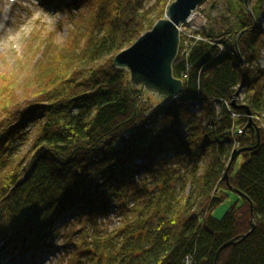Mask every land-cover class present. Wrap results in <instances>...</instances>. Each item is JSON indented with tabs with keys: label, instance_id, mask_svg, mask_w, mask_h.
Listing matches in <instances>:
<instances>
[{
	"label": "trees",
	"instance_id": "16d2710c",
	"mask_svg": "<svg viewBox=\"0 0 264 264\" xmlns=\"http://www.w3.org/2000/svg\"><path fill=\"white\" fill-rule=\"evenodd\" d=\"M41 1L70 13L75 28L85 20L86 39L60 50L39 94L0 106V239L13 237L27 252L73 211L69 226L77 232L65 233L61 247L72 254L68 264H214L230 241L236 243L218 264H264L263 136L258 148L241 154L237 172L228 169L234 145L258 143L248 120L232 119L245 113L232 107L240 85L237 107L260 119L256 128L264 125L256 6L253 22L244 2L231 0L239 5L231 11L236 22L210 21L189 52L182 40L173 76L183 92L166 104L144 101L146 93L113 59L174 0ZM229 187L241 205L217 219L213 211ZM112 213L121 220L109 231L102 225ZM251 222L255 230L244 238Z\"/></svg>",
	"mask_w": 264,
	"mask_h": 264
},
{
	"label": "rangeland",
	"instance_id": "374dc122",
	"mask_svg": "<svg viewBox=\"0 0 264 264\" xmlns=\"http://www.w3.org/2000/svg\"><path fill=\"white\" fill-rule=\"evenodd\" d=\"M153 2L154 0H148V4ZM231 2V0H205L197 10L200 18L198 24L192 26L187 23L181 27L180 34H182L184 52L194 42L201 40L200 33L204 28L210 26V21L211 23L213 22V25L218 23L219 27H222L226 22H236L233 12H237L236 9L239 5L236 7L233 3L231 5ZM43 4L40 0H17L13 3L9 0H0V106L7 105L14 100L20 101L19 104H22L25 99L32 98L37 93L39 94L51 78H49L50 74L48 77H42V74L60 60V52H62L60 50L66 48L65 52L73 49L70 44H74V42L78 44L83 38L84 40L86 39L84 33L86 28L85 20H83L84 23L80 22L77 24L75 28L72 26L71 21L73 16L66 17L71 15L70 13L65 14L60 9L45 7L46 5L44 4V6ZM253 6H256L258 11L256 24L262 29L264 36V0H252L248 6H245L244 3V8L247 11L251 9L252 13L248 12L254 22ZM243 34H238L236 44L239 43ZM50 46H53L52 48L55 47L54 49L58 52L51 54V51L48 50ZM59 53L60 56L58 55ZM260 67L264 69V49L260 59ZM117 70H124L130 77L127 70ZM53 80L54 78L50 82ZM134 88L137 87L134 86ZM244 88L243 84L240 85L233 97L232 107L235 109L242 106L237 107V102L241 100ZM142 91L146 93L144 101H158L157 97L152 95V93L143 89ZM243 107L248 108L244 105ZM244 108V114L233 113L232 119L234 121L245 119L249 122L251 119L254 123L257 119L260 122V119L252 114L249 117ZM259 129L262 130L260 135L263 136L264 140V125L260 128L258 127ZM241 132L243 133V130H237L238 135H241ZM260 135H257L259 143H261ZM236 145L233 147L232 155L236 150L245 149H238V145ZM240 156L230 166L231 168L233 165V173L237 172L243 162ZM240 203V195L230 192L228 197L213 211L212 215L217 219H221L230 207L235 204L240 206ZM72 215L73 211L68 212L64 220L58 222L52 229V236H49L44 243L38 246L35 244L36 246L34 245L32 249L28 248L27 252L22 251V248L21 250L16 249L15 240H12L6 248L0 250V264H68L72 254L62 253L61 247H63V242L68 235L77 232L76 228H70V223L73 221ZM119 220H121L119 215L112 213L109 218L103 221L102 227L113 231L119 227ZM65 233H67V236H63ZM54 234L56 236H53ZM8 241L9 239L1 238L0 247H3Z\"/></svg>",
	"mask_w": 264,
	"mask_h": 264
},
{
	"label": "water",
	"instance_id": "95a60500",
	"mask_svg": "<svg viewBox=\"0 0 264 264\" xmlns=\"http://www.w3.org/2000/svg\"><path fill=\"white\" fill-rule=\"evenodd\" d=\"M243 1L245 6H248L252 0ZM204 2L205 0H174L168 8L166 17L157 21L153 28L142 34L132 46L120 52L114 58L113 67L127 70L132 86L147 90L166 104L171 103L183 92V82L173 76V64L180 47L179 26L187 22ZM248 11L252 13L251 9ZM233 106L235 107L234 104ZM239 108L243 109L244 107ZM244 109L251 117L250 110ZM247 129L252 130L258 136L260 135V131L251 119ZM259 144L258 142L256 147L234 151L228 169L242 153L258 148ZM224 180L228 183V172L225 173ZM229 190L240 195L237 190L231 187ZM251 224L252 229L244 238L254 232L255 225L253 222ZM12 240L13 237H10L9 241L0 247V250L6 248ZM235 243V241H230L224 244L218 251L214 264H218L220 253Z\"/></svg>",
	"mask_w": 264,
	"mask_h": 264
},
{
	"label": "bare ground",
	"instance_id": "6f19581e",
	"mask_svg": "<svg viewBox=\"0 0 264 264\" xmlns=\"http://www.w3.org/2000/svg\"><path fill=\"white\" fill-rule=\"evenodd\" d=\"M169 8V7H168ZM167 11H168V9H167ZM165 18V17H164ZM199 15L197 14V11L196 12H194L192 15H191V17L188 19V21L187 22H185V23H182L181 24V27L184 25V24H189V25H195L196 26V24H198V21H199ZM186 52H189V47L186 49ZM256 121H257V119H256Z\"/></svg>",
	"mask_w": 264,
	"mask_h": 264
},
{
	"label": "built area",
	"instance_id": "2783aa9c",
	"mask_svg": "<svg viewBox=\"0 0 264 264\" xmlns=\"http://www.w3.org/2000/svg\"><path fill=\"white\" fill-rule=\"evenodd\" d=\"M179 30L181 31V25H180V27H179ZM241 117V116H240ZM242 133V132H241Z\"/></svg>",
	"mask_w": 264,
	"mask_h": 264
}]
</instances>
